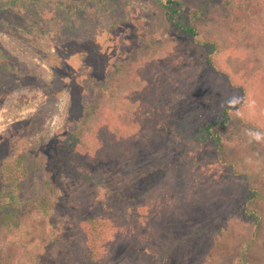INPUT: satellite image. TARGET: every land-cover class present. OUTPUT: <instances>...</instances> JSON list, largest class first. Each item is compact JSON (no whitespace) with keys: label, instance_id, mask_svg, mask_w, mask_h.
Listing matches in <instances>:
<instances>
[{"label":"rangeland","instance_id":"1","mask_svg":"<svg viewBox=\"0 0 264 264\" xmlns=\"http://www.w3.org/2000/svg\"><path fill=\"white\" fill-rule=\"evenodd\" d=\"M181 1L180 20L212 51L176 28L162 0H0V44L21 61L16 73L0 70V198L16 178L5 166L20 156L21 198L48 196L47 182L60 180L55 196L70 208L0 225L14 264H76L71 236L88 199L128 227L138 226L142 202L158 213L159 232L128 252L137 264H153L163 245L164 264H243L248 246L245 258L264 264V139H255L264 137V0ZM153 77L173 90L155 112ZM209 120H228L215 129L223 145L182 137L202 135ZM87 173L95 181L79 177ZM161 206L173 214L167 222ZM201 206L224 230L213 250L209 237L181 238L187 227L177 220Z\"/></svg>","mask_w":264,"mask_h":264},{"label":"trees","instance_id":"2","mask_svg":"<svg viewBox=\"0 0 264 264\" xmlns=\"http://www.w3.org/2000/svg\"><path fill=\"white\" fill-rule=\"evenodd\" d=\"M162 1L166 16L176 26V28L189 34L194 42L201 46H205L207 50L212 51L214 49V43L202 38L199 31H197V29L191 23H184L180 20L181 7L183 5L181 0ZM14 57H7V55H4L3 52H0V70L2 72H17L20 66L15 67L14 63L10 60ZM4 58L7 59L6 64L2 62V59ZM209 60L211 61L212 65H215L212 56H209ZM157 79L153 77V79L149 82L151 100L149 103V111L153 112L160 111L162 107L165 106L164 102L173 96V90H171L170 87L162 84L160 79ZM227 122L228 120H209L207 124L200 129V134L202 135L189 131L188 133L183 134L182 137L188 141L197 143L198 145L205 143L209 138H213L219 143V145H223V134L221 132H217L215 129L220 125H225ZM19 130L20 125L17 124V127L15 126L13 131L18 132ZM56 151L61 153V149H57L55 152ZM22 163V158L19 156L14 162L15 167L13 170L10 169V164L5 166V173L9 172V174L14 175L16 178L9 181L6 179L4 180L5 187L9 188L10 191L6 192L7 189L2 188V196L0 198V225H9L10 222L19 224L21 222V218L19 216L21 212L26 213L33 209H38V211L49 217L52 215V211H56V213L61 211L67 212L70 208L66 202H64L63 199L59 201L55 196V188L60 183V180H49L47 182L49 187L48 196L46 195L44 197L31 200L21 198L20 192L22 191V187L19 177L17 179L16 174L17 172L23 170ZM23 173H25V171H23ZM79 177H83L86 179L85 181H95L89 180L93 178H90L91 176L88 173L79 175ZM250 190H253L255 192L254 194H256V188H250ZM85 206V208L82 207L80 212H78L80 219L76 223L77 227H74L75 230L71 236V238L76 241V244H74L77 252L76 264H92V262L93 264H99L100 260L109 264H137L139 260L137 258L135 259L129 257L130 254H128V252L132 251L133 254L136 255V253H139V250L141 249L139 243L141 238H147L150 236V234L159 232L156 228V225L159 223V218L157 217L158 213L153 210L154 208H150V206L144 202L139 204L140 214L144 212L145 213L143 215H139L138 226L136 228H133L132 226L128 227L129 225L122 223L121 220L113 215V213H108L109 210H107L106 206H103V208L100 209L99 206L93 205L90 199L86 201ZM160 210L166 212V222L170 219V216L173 215L164 206H161ZM246 215L248 218L255 221V228L259 229L262 221L260 216H258L254 211L246 212ZM149 216L150 221H153V223L147 221ZM177 221L182 224L184 230L187 227L185 230L187 234H184V237L181 236V238H183L182 241L184 244L192 243L193 241H201L209 237L213 239V241L211 240V245L213 244L212 247L209 246V248L213 250L215 246L214 238L217 232H220L221 234L224 233L222 226L215 227L211 226L210 223L208 224L209 221L207 209L202 206L198 209L196 214L187 218L186 221L181 219ZM144 225L149 229L143 228ZM57 227V224H53L52 226L51 238L49 242L50 245L55 244L56 239L59 238V231L57 230ZM166 231L167 229H164L163 233ZM166 236H169V234ZM186 240L188 242H186ZM248 248H246L244 251L243 257L240 258L243 264H251L248 259L245 258V255L248 253ZM168 250L169 246H160L158 251L154 252L155 256L153 264H164L166 262L167 255H169ZM0 264H14L13 252L11 250L0 247Z\"/></svg>","mask_w":264,"mask_h":264},{"label":"flooded vegetation","instance_id":"3","mask_svg":"<svg viewBox=\"0 0 264 264\" xmlns=\"http://www.w3.org/2000/svg\"><path fill=\"white\" fill-rule=\"evenodd\" d=\"M0 52H3V54L4 55H7V57H14L13 55H12V53H11V51L10 52H8L7 53V51H6V49L3 47V45H1L0 44ZM13 63H14V66L15 67H19V66H21V61H20V58L18 57V56H16V58L14 57L13 59H10ZM10 60H9V62H10Z\"/></svg>","mask_w":264,"mask_h":264},{"label":"clouds","instance_id":"4","mask_svg":"<svg viewBox=\"0 0 264 264\" xmlns=\"http://www.w3.org/2000/svg\"><path fill=\"white\" fill-rule=\"evenodd\" d=\"M255 139H256L257 141H260V140L264 139V137H261V135L257 134V135L255 136Z\"/></svg>","mask_w":264,"mask_h":264}]
</instances>
